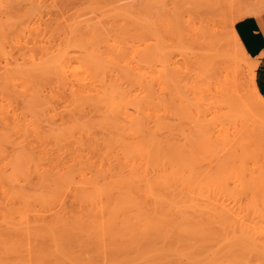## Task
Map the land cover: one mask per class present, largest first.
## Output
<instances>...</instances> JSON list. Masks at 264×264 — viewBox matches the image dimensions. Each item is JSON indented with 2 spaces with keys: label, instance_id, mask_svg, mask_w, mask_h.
<instances>
[{
  "label": "bare ground",
  "instance_id": "1",
  "mask_svg": "<svg viewBox=\"0 0 264 264\" xmlns=\"http://www.w3.org/2000/svg\"><path fill=\"white\" fill-rule=\"evenodd\" d=\"M257 1L224 35L211 10L176 20L179 48H207L211 101L182 93L172 17H139L136 0H0V264H264V92L233 29ZM139 29L156 77L138 73ZM167 107L188 128H169Z\"/></svg>",
  "mask_w": 264,
  "mask_h": 264
},
{
  "label": "rangeland",
  "instance_id": "2",
  "mask_svg": "<svg viewBox=\"0 0 264 264\" xmlns=\"http://www.w3.org/2000/svg\"><path fill=\"white\" fill-rule=\"evenodd\" d=\"M63 1H65V0H63ZM151 1V0H150ZM149 1V5L148 4H146V1L145 0H136V8H137V12H138V15H139V17H141L142 16V14H143V12L144 11H146V9L148 10V9H150V11H152L153 12V20H157L158 18H162V20H164L165 22H166V20L168 21V19L169 18H171V19H175V21L174 20H170L169 19V21L171 22H166L168 25H169V27L171 28H169V31H168V33L170 34V32H171V36L169 37V36H167V35H169L168 33H166V34H163L164 36V38L163 39H165V43H166V46H167V51H168V55L169 54H171V62H174V64H175V66H173V67H176V68H179L180 70H181V72H182V81L179 83V85L181 86L182 85V88H181V90L183 91L182 93H183V95L185 96V95H187V94H189V95H187V96H190V92H189V90H187L188 89V87L189 86H193V88L195 87V88H202V89H204V94H205V96L207 95V98H210V100L212 101V100H216V99H219L218 98V96H217V94H215V85H214V81H215V77H213L214 78V80L212 79V73H214V71H211L212 73H210L209 74V76H206V74H205V71H204V66H205V64L206 63H202L201 61H203V59H204V57H203V55H202V57H200V55L199 54H205L206 52H207V48H202V49H200V50H198V47L197 46H193V45H191V44H188V43H184L183 44V46H182V48H179L178 47V44H177V40L176 41H174L175 39H176V37H174L173 35H175V33H176V29H177V25L176 24H179V22L180 21H182L183 19H184V17H185V20H187V22H188V20H190V22H191V19L193 18L194 20H192V22H196V24H197V22H198V20H199V18L200 17H204V15H206L205 13H208V11L210 12V10H211V14L209 13L208 15L210 16V18H213V21L215 22V20H216V25H217V23H218V25H220V26H216L217 27V30H218V33H219V35H220V33L222 34V35H224L225 33H227V32H229L231 29H232V27H230V25L229 24H231L230 23V18L233 20V19H235V18H237V16L241 13V10H240V8L241 7H243V8H241V9H245L244 7H248V4H250V6H256V4L255 3H257L258 1L257 0H249V2L251 1V3H249V2H247V0H240V2H237V3H233V4H227L228 3V0H214V1H212V3H211V0L208 2V4L206 3V2H203V0H197V1H195V0H153V2L151 1L150 2ZM161 1V2H160ZM206 1V0H205ZM219 1V2H218ZM227 1V2H226ZM70 2V1H69ZM69 2H67V6H68V8H67V10H66V12H65V14L63 15V16H61V15H56L53 11V9L51 10L52 11V13L50 14V15H47V16H45L44 18H50V19H56V20H58V21H63L64 20V18L66 17V16H68V15H70L73 11H74V9L75 8H69V7H71V4L69 3ZM155 2V3H154ZM197 2H199L198 4H201V5H203V8H205L206 7V9H207V11H206V9H204V10H202L201 8V6H200V8H198V4H197ZM216 2V3H215ZM224 2V4H222ZM244 2L245 4L243 5L242 3ZM246 2H247V4H246ZM221 3V4H220ZM192 4V5H191ZM206 4V5H205ZM217 4H219V6L217 5ZM225 4H226V6H225ZM241 4V5H240ZM192 7H191V6ZM197 5V7H195ZM205 5V6H204ZM231 5V6H230ZM233 5V6H232ZM207 6H211V9H209ZM215 6H218V7H215ZM181 7H182V9H181ZM223 9H222V8ZM232 7H234V9L232 8ZM240 7V8H239ZM179 8V9H178ZM185 8H187V9H185ZM194 9V10H192V9ZM196 8L198 9L197 11H196ZM212 8H213V11H212ZM214 8L216 9V10H214ZM217 8L219 9V10H217ZM221 8V9H220ZM163 9H165V11H163ZM178 10V12H177V10ZM186 11H185V10ZM199 9H201V10H199ZM209 9V10H208ZM173 10H176V11H174L175 13H173ZM182 10H183V12H185L184 14H185V16H184V14H183V12H182ZM188 10V11H187ZM190 10V11H189ZM199 11L201 12V11H203L200 15L198 14L199 13ZM215 11V12H214ZM220 11V12H219ZM223 11V12H222ZM238 11V12H237ZM182 12V13H181ZM187 12H192V14H190V16H189V14H187ZM196 12H198L197 14H196ZM218 12V13H217ZM234 12V13H233ZM179 13H181L180 15H181V17L179 18L178 16H179ZM215 13H217V15H218V17H215L214 16V14ZM221 13H223V14H221ZM236 13V14H235ZM168 14V15H167ZM175 14H177V15H175ZM183 14V15H182ZM203 14V15H202ZM232 14V15H231ZM167 15V16H166ZM161 16V17H160ZM163 16H165V17H163ZM184 16V17H183ZM187 16H189V17H187ZM200 16V17H199ZM213 16V17H212ZM222 17L221 19H220V17ZM229 16V17H228ZM188 19H187V18ZM198 18V20H197V18ZM233 17H235V18H233ZM249 16H247V17H244L243 19H245V18H248ZM251 17V16H250ZM252 17H254V16H252ZM166 18H168V19H166ZM228 19L229 20V23H225V21H227L226 19ZM166 19V20H165ZM178 19V21H177V23H176V20ZM218 19V20H217ZM242 18L241 19H239V20H237L235 23H234V25H233V29L237 32V27H238V24H239V22L241 21V20H243ZM184 21V20H183ZM175 23V24H174ZM214 23V24H215ZM220 23V24H219ZM172 24V25H171ZM176 26V27H174V25ZM223 24V25H222ZM226 25H227V28L229 29V30H227V28H226ZM173 27V28H172ZM219 27L221 28V27H223L222 29H224L223 31H224V33H222L223 31L221 30H219ZM230 27V28H229ZM176 28V29H175ZM227 30V32H226V30ZM136 44H137V49H138V51H139V53H138V55H137V70H138V73L139 74H141V73H144L145 71H148V74L149 75H153L154 77H156L155 75H157L158 74V70L160 69V62H156V60H154L155 62L154 63H152V62H145L144 61V59H143V57H141V48H142V45H141V43L143 42V41H146L147 43H153L155 40H154V36H152L151 34H149V33H145V34H142L141 33V31H140V29L139 30H137V34H136ZM169 37V38H168ZM172 40H171V39ZM175 38V39H174ZM174 39V40H173ZM175 43H174V42ZM172 42H173V44H172ZM185 46H186V48H187V52L185 53V51H186V48H185ZM175 49H177L176 51L174 50V48ZM173 48V49H172ZM170 49H172L171 51H169ZM185 49V50H184ZM197 49V50H196ZM204 51L205 53H202V51ZM206 50V51H205ZM177 51H179V52H177ZM183 51V52H182ZM195 51V52H194ZM201 51V52H200ZM195 53V54H192V53ZM189 53V54H188ZM178 54H180V55H178ZM183 56H182V55ZM196 54H198L199 55V59L198 60H200L199 62L194 58V60H195V63L193 64V63H191L192 61L191 60H193V59H191V58H193V55L194 56H196ZM247 55H248V58H243L241 55L239 56L240 58L239 59H237L236 61H240V59L242 60V58H243V60L242 61H240V62H242L241 63V67H242V71L244 72L245 70H246V72L248 73V75H247V77L249 76V78H247L248 80L247 81H245V83H248V84H250V83H252V81H254V80H256V81H258L259 82V85H258V88L260 89V91L261 92H264V86H263V82H262V78H261V71H260V68H261V62L259 61V59L257 58V57H255V56H253V55H251L249 52H247L246 53ZM184 55H185V57H184ZM237 56V55H236ZM183 57H184V60H185V58H189L188 59V61H190V64L188 63V61L186 62H184V60H183ZM169 58H170V55H169ZM247 59H249V60H247ZM256 59V60H255ZM246 60V61H245ZM247 62V66H244V63H246ZM168 63H170V62H167V64ZM185 63H188V65H186ZM153 64H154V66H153ZM190 65V66H189ZM238 65H239V62H238ZM172 66V65H171ZM207 66V65H206ZM239 66V67H240ZM249 66H250V69H249ZM240 67V68H241ZM245 67H247L248 68V71H247V69L245 68ZM239 68V69H240ZM259 68V69H258ZM216 71V70H215ZM241 71V70H240ZM246 72H244V73H246ZM215 74V73H214ZM250 74V75H249ZM241 75H242V72H241ZM245 75V74H244ZM245 75V76H246ZM243 77V76H242ZM244 79H245V77H244ZM244 79H241L239 82H242V81H244ZM238 82V85L240 84ZM184 85V86H183ZM211 85V86H210ZM237 85V86H238ZM162 85H158V86H156V88H157V91L158 92H160L159 94H158V96H162L163 98H164V100H165V102H168L171 98H172V95H171V90L169 89V88H164L163 87V89H162ZM214 92V93H213ZM174 109H172V108H169V107H167L166 108V113H165V115H166V117H168V118H165L166 120H168V122H166V124L168 123V127L169 128H171V129H185V128H188V126L190 125V124H188V123H186V122H184V121H182V120H179L178 121V119L176 118V119H173V117L174 116H172L171 115V112L173 111ZM152 112L154 113V114H156V113H162L163 111H162V108L159 106H154V108H153V110H152ZM215 112V111H214ZM176 117V116H175ZM210 117V115L208 114V118ZM164 119V120H165ZM163 120V121H164ZM165 120V121H166ZM164 121V122H165Z\"/></svg>",
  "mask_w": 264,
  "mask_h": 264
},
{
  "label": "crops",
  "instance_id": "3",
  "mask_svg": "<svg viewBox=\"0 0 264 264\" xmlns=\"http://www.w3.org/2000/svg\"><path fill=\"white\" fill-rule=\"evenodd\" d=\"M236 34L246 53L262 61L260 71L264 86V13L241 20Z\"/></svg>",
  "mask_w": 264,
  "mask_h": 264
}]
</instances>
